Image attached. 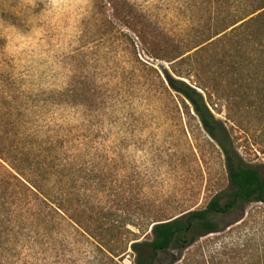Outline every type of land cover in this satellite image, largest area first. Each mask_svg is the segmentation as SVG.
<instances>
[{"label":"rangeland","instance_id":"rangeland-1","mask_svg":"<svg viewBox=\"0 0 264 264\" xmlns=\"http://www.w3.org/2000/svg\"><path fill=\"white\" fill-rule=\"evenodd\" d=\"M253 4L0 0V139L17 140L36 157L51 146L62 164L57 189L86 193L120 225L204 209L229 188L224 156L168 87L166 60L212 32L221 11L241 16ZM222 111L215 117L226 123ZM235 118L225 126L237 152L264 175V117L245 111ZM2 150L3 158L15 157ZM47 209L40 217L27 212L22 233L0 236V264H135L149 254L129 247L112 258L63 211ZM244 212L221 218L219 233L174 247L154 264L184 257L187 264H253L264 241V206ZM150 232L139 231L137 242H149Z\"/></svg>","mask_w":264,"mask_h":264},{"label":"trees","instance_id":"trees-1","mask_svg":"<svg viewBox=\"0 0 264 264\" xmlns=\"http://www.w3.org/2000/svg\"><path fill=\"white\" fill-rule=\"evenodd\" d=\"M193 44L190 50L166 60L173 76L168 75L167 83L188 102L203 130L222 151L229 180L226 192L214 196L204 209L180 217L159 216L144 225L130 221L120 225L111 218L113 214L92 205L86 193L76 197L71 194V186L66 192L57 189L62 164L51 146L41 149L36 157L17 140L0 139L4 152L15 155L5 159L0 151V236L22 233L25 222L30 220L27 212L31 217H40L46 216L44 209L57 215L60 210L94 241L100 252L117 258L129 247L138 253V248L144 246L149 254L138 255L135 264H154L158 255L174 247L184 250L196 238L219 233L221 218L238 211L243 217L248 205L264 206V175L245 165L225 126L227 122L237 123L236 113L250 111L264 117V0H254L252 8L241 16L221 11L212 32ZM222 109L226 123L215 117ZM127 227L136 228L137 233ZM150 227L151 240L137 242L138 232ZM261 248L260 253L252 254L253 264H264V241ZM179 260L178 264H187L185 257L168 264Z\"/></svg>","mask_w":264,"mask_h":264}]
</instances>
